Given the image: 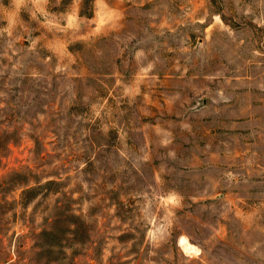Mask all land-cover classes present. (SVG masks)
Listing matches in <instances>:
<instances>
[{
	"label": "rangeland",
	"instance_id": "obj_1",
	"mask_svg": "<svg viewBox=\"0 0 264 264\" xmlns=\"http://www.w3.org/2000/svg\"><path fill=\"white\" fill-rule=\"evenodd\" d=\"M0 264H264V0H0Z\"/></svg>",
	"mask_w": 264,
	"mask_h": 264
}]
</instances>
